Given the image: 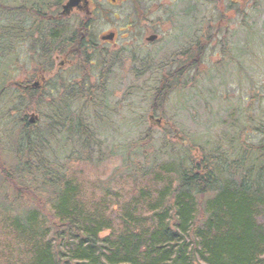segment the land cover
Masks as SVG:
<instances>
[{
    "label": "trees",
    "instance_id": "16d2710c",
    "mask_svg": "<svg viewBox=\"0 0 264 264\" xmlns=\"http://www.w3.org/2000/svg\"><path fill=\"white\" fill-rule=\"evenodd\" d=\"M51 1L28 0L15 8L0 3L11 12H25L30 21L22 26L19 18L6 19L0 43L7 33L12 38L27 35L32 58L48 59L61 39V28L52 19L57 12H47L58 5ZM7 48L1 49L6 53ZM184 68L157 83L155 103L169 100L181 85ZM113 82L120 83L67 84L65 94L56 88L58 96H50L48 89L15 87L4 115L20 125H12L14 167L2 161L0 146V172L14 190L10 204L0 205V264H264L263 122L254 129L261 135L256 143L241 141L243 131L236 129L235 136L223 133L205 147L196 141L180 144L171 129L157 135L150 127L135 148L129 173L134 186L124 195L110 181L95 180L86 194L83 168L105 161L101 136L109 139L107 127L112 115L116 118L110 101ZM5 84L0 100L6 96ZM43 105L49 113L30 123L27 112ZM43 116L47 122L41 123ZM112 149L107 156L114 157L117 149Z\"/></svg>",
    "mask_w": 264,
    "mask_h": 264
},
{
    "label": "rangeland",
    "instance_id": "374dc122",
    "mask_svg": "<svg viewBox=\"0 0 264 264\" xmlns=\"http://www.w3.org/2000/svg\"><path fill=\"white\" fill-rule=\"evenodd\" d=\"M27 1L0 0V3L15 8L16 3L27 4ZM206 1L209 4L203 1L201 15L207 40L205 52L196 62L198 67L185 70L181 85L169 95L165 104L160 106L158 103L155 106V87L168 73L181 65L185 66L187 49L192 44L186 45L184 41L187 42L186 34L196 29L195 24L177 39L167 41L166 36L151 61L128 65L127 79H122L120 83L113 82L111 88L114 91L110 101L115 104L116 118L112 115V123L107 127L110 128L109 139L101 136L106 143L105 161L99 166L83 168L85 175L80 177L85 184L86 194L92 189V181L95 180L110 181L111 187L124 195L134 186V176L131 177L129 173L135 162V148L140 145L144 133L150 127L157 135H164L171 129L175 133L173 138L179 139L180 144L188 145L196 141L199 147H205L207 143L212 146L214 138H219L223 133L235 136L239 129L243 131L241 141L247 139L250 143H256L261 138L254 129L264 123V0H259V3H254L255 0H239L233 12H229L226 0H215L214 3ZM47 12L49 15L54 14L57 9L50 8ZM17 18L18 24L22 26L30 22L25 12L0 8V25L5 24L6 19ZM222 19V25L218 27ZM7 37L6 41L0 43V87L6 81L7 88L5 98L0 100V146L2 161L10 169L15 163L11 148L17 143L11 133L12 125H15L14 128L20 126L6 121L4 117L5 113H9L11 97L16 90L12 84L35 71L41 60L38 56L32 58L29 36H13V39L7 33ZM2 46L5 49L9 47L6 53L1 49ZM185 82L186 86H183ZM47 112V105H43L39 110L28 111L27 115H43ZM12 114L15 118L19 115L16 111ZM151 114L161 117V121L150 119ZM126 118L130 119V123H124ZM44 121L45 116L41 123ZM120 123H124L123 131L117 133ZM95 125L94 129L101 132L102 127ZM18 132L15 134L18 135ZM61 143L68 145V142ZM114 146L117 149L114 157L107 156ZM131 150L133 153L129 157ZM13 194V188L4 182L0 172V205L10 204ZM2 206L0 212L4 210ZM3 217L0 214V235Z\"/></svg>",
    "mask_w": 264,
    "mask_h": 264
},
{
    "label": "flooded vegetation",
    "instance_id": "af4514ba",
    "mask_svg": "<svg viewBox=\"0 0 264 264\" xmlns=\"http://www.w3.org/2000/svg\"><path fill=\"white\" fill-rule=\"evenodd\" d=\"M203 1L208 3L206 0H52L51 3H58L57 14L52 19L61 28L57 31L61 39L52 45L48 59L35 72H30L20 83L14 81L13 86L31 89L32 81L39 79L44 91L48 89L50 96H58L56 88L65 94L67 84L127 79L128 65L151 61L166 36L167 41L177 39L195 24L196 29L187 33V42L184 41L186 45L192 44L187 49L184 68L190 71L193 66L198 67L196 62L207 45L201 17ZM226 1L229 12L240 2ZM71 3L66 12L65 5ZM220 21L218 27L223 19Z\"/></svg>",
    "mask_w": 264,
    "mask_h": 264
},
{
    "label": "water",
    "instance_id": "95a60500",
    "mask_svg": "<svg viewBox=\"0 0 264 264\" xmlns=\"http://www.w3.org/2000/svg\"><path fill=\"white\" fill-rule=\"evenodd\" d=\"M72 5H73V3H71L70 5L69 4L65 5V11L68 12L69 7H72ZM31 87L34 89L40 88L41 87V81H39V80L34 81V83L31 84ZM30 116H31L30 120H29L30 123H34L39 119V116H37V114H35V113H32Z\"/></svg>",
    "mask_w": 264,
    "mask_h": 264
}]
</instances>
